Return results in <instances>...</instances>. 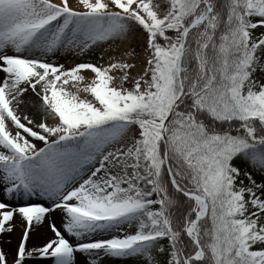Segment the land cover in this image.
<instances>
[{
	"label": "snow or ice",
	"instance_id": "6c2138e0",
	"mask_svg": "<svg viewBox=\"0 0 264 264\" xmlns=\"http://www.w3.org/2000/svg\"><path fill=\"white\" fill-rule=\"evenodd\" d=\"M0 264H264V0H0Z\"/></svg>",
	"mask_w": 264,
	"mask_h": 264
},
{
	"label": "rangeland",
	"instance_id": "374dc122",
	"mask_svg": "<svg viewBox=\"0 0 264 264\" xmlns=\"http://www.w3.org/2000/svg\"><path fill=\"white\" fill-rule=\"evenodd\" d=\"M70 3L75 6L78 3V0H70ZM74 59L76 58L68 57L66 60H63L62 62L66 63V65H70L74 62Z\"/></svg>",
	"mask_w": 264,
	"mask_h": 264
},
{
	"label": "bare ground",
	"instance_id": "6f19581e",
	"mask_svg": "<svg viewBox=\"0 0 264 264\" xmlns=\"http://www.w3.org/2000/svg\"><path fill=\"white\" fill-rule=\"evenodd\" d=\"M45 234H47L46 231H45Z\"/></svg>",
	"mask_w": 264,
	"mask_h": 264
}]
</instances>
